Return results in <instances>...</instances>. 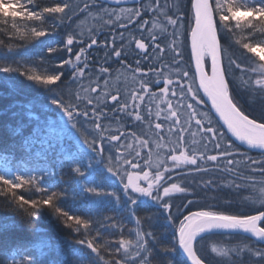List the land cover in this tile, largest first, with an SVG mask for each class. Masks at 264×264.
I'll return each mask as SVG.
<instances>
[{"label": "snow or ice", "instance_id": "snow-or-ice-1", "mask_svg": "<svg viewBox=\"0 0 264 264\" xmlns=\"http://www.w3.org/2000/svg\"><path fill=\"white\" fill-rule=\"evenodd\" d=\"M80 17L99 27L78 31ZM53 33L62 43L47 51L63 53L60 71L49 74L46 58L0 71L54 87L48 102L118 178L131 208L144 196L163 209L171 242L159 244L153 216L133 212L128 225L69 214L38 176L0 175V209L14 217L0 225V264H172L153 242L161 253L178 246L181 264H210L209 254L264 259V0H0V47ZM114 74L131 84L113 87ZM46 210L47 232L38 226Z\"/></svg>", "mask_w": 264, "mask_h": 264}, {"label": "trees", "instance_id": "trees-1", "mask_svg": "<svg viewBox=\"0 0 264 264\" xmlns=\"http://www.w3.org/2000/svg\"><path fill=\"white\" fill-rule=\"evenodd\" d=\"M40 2L55 4L64 3L65 0H40ZM101 3L105 2L101 1ZM84 18L80 17L73 25L78 31L83 30ZM24 25L25 22L21 21L20 26L24 27ZM0 38L7 39L3 36ZM99 39H103V36L98 37ZM61 43L62 36L53 33L12 51L0 47V67L18 68L22 64L40 67L38 61L46 58L50 62L47 71L49 74H54L60 71L55 65L59 64L63 53H49L47 49L59 47ZM96 51L99 55H103L102 50ZM111 80L113 87H116L113 83L122 81L120 78L117 79L116 75ZM53 93L54 87L50 91L37 85L27 80L20 71L8 73L0 71V172L2 175L5 176V172L17 169L23 172L30 171L27 177L38 176L40 184L47 190L61 193L56 201L57 206L69 214L85 218L115 215L128 225L134 222L133 212L136 216H153L155 218L153 228L159 233V244L168 245L171 242V233L164 230L168 222L163 209L155 201L142 196L136 197L137 203L134 209L130 207L128 195L120 186L118 178L107 172L103 160L100 158L102 161L94 164L93 161L99 157L89 151L87 153L82 151L80 143L71 134L74 131L70 128H62L63 122L60 121L63 114L56 105L50 104L46 99ZM29 104L32 105L31 109L27 106ZM92 165L94 166L91 167ZM77 168L83 172V175L75 171ZM94 172L99 174L91 175ZM89 187L96 188L101 194L86 191ZM13 220L14 217L10 212L0 209V225H12ZM53 220L51 211L46 210L44 220L38 226L47 232L51 227L49 222ZM9 230H12L11 227ZM208 243V238L204 239L205 252ZM151 246L158 257L161 259L167 257L172 264L186 261L178 246L175 251L165 253H161L155 242ZM209 261L210 264H229L228 258H217L211 254ZM129 264L134 262L130 261ZM255 264H264V259L257 258Z\"/></svg>", "mask_w": 264, "mask_h": 264}, {"label": "rangeland", "instance_id": "rangeland-1", "mask_svg": "<svg viewBox=\"0 0 264 264\" xmlns=\"http://www.w3.org/2000/svg\"><path fill=\"white\" fill-rule=\"evenodd\" d=\"M93 26H96V27H99V24L96 22V21H94L91 17H87V18H84V20H83V25H82V28H83V32L85 31V34H87V31H88V29H89V27H93ZM60 122H63V123H61L63 126H62V128L64 129V127H66V128H70L71 130H73L74 132H72L71 134H73L74 135V137L76 138V140L80 143V145H81V150L82 151H85V153H87V151H89L90 153H93V152H91L89 149H88V147L83 143V139H82V136H81V133L77 130V129H75V128H73L72 127V124H71V122L70 121H68L67 120V117H65V116H63L62 115V120L60 121ZM72 153V152H71ZM86 159H88V158H86ZM102 160H100V158L99 159H96V161H93L94 162V164H96V163H100ZM155 162H156V159H155V157L153 158V163L155 164ZM94 165H92L91 167H93ZM1 174L0 175H2V172H0ZM30 173V171H22V170H15V171H9V172H5L4 173V175H5V177L6 178H14L16 175H24V176H26V175H28ZM95 173H96V175H98L99 173L98 172H94L93 174H91V175H95ZM29 176V175H28ZM27 177V176H26ZM143 198H147V199H150V198H148V197H144V196H142Z\"/></svg>", "mask_w": 264, "mask_h": 264}, {"label": "flooded vegetation", "instance_id": "flooded-vegetation-1", "mask_svg": "<svg viewBox=\"0 0 264 264\" xmlns=\"http://www.w3.org/2000/svg\"><path fill=\"white\" fill-rule=\"evenodd\" d=\"M119 78L122 80L120 81V86L123 87L125 84H131V75L130 74H123L120 75Z\"/></svg>", "mask_w": 264, "mask_h": 264}, {"label": "water", "instance_id": "water-1", "mask_svg": "<svg viewBox=\"0 0 264 264\" xmlns=\"http://www.w3.org/2000/svg\"><path fill=\"white\" fill-rule=\"evenodd\" d=\"M101 1L109 3V4L113 3V0H101ZM132 3H133V0H127V4H132ZM248 237L252 238L250 235ZM180 252L182 253L183 257L186 259V256L183 254L182 250H180Z\"/></svg>", "mask_w": 264, "mask_h": 264}, {"label": "bare ground", "instance_id": "bare-ground-1", "mask_svg": "<svg viewBox=\"0 0 264 264\" xmlns=\"http://www.w3.org/2000/svg\"><path fill=\"white\" fill-rule=\"evenodd\" d=\"M105 3H106V2H105ZM108 4H109V3H108ZM127 6H131V4H127ZM116 67H119V65H118V64L113 65V68H116ZM115 75H116V74L113 75L112 79L114 78ZM113 82H114V81H113ZM113 84H114L116 87H117V86H120V83H117V84H116V83H113ZM179 251H180V249H179ZM181 254H182V253H181Z\"/></svg>", "mask_w": 264, "mask_h": 264}]
</instances>
